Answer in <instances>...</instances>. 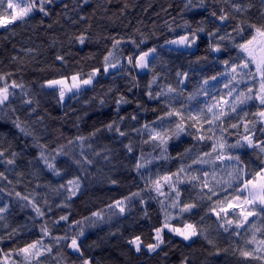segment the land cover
I'll use <instances>...</instances> for the list:
<instances>
[{
  "label": "snow or ice",
  "instance_id": "6c2138e0",
  "mask_svg": "<svg viewBox=\"0 0 264 264\" xmlns=\"http://www.w3.org/2000/svg\"><path fill=\"white\" fill-rule=\"evenodd\" d=\"M257 2L259 11L254 18ZM211 3L218 8L209 9L208 0H184L182 13L203 9L208 15L196 20L195 26L188 20L176 27L174 19L173 24L166 21L168 31L175 35L159 48L147 46L149 38L142 33L138 40L109 34L103 39L110 41V47L87 70L83 64L96 60V53L75 61L69 69L71 52H56L53 63L46 65L53 74L43 79L39 88L53 94L59 104L95 91L102 78L111 80L106 89L101 85V95L91 99H98L99 108H103L107 98L113 97V115L99 126L93 125L86 135L79 131V116L74 135L60 129H55L52 138L37 135L32 125L43 124L45 119L37 114L39 100L15 78V72H0V120L7 116L12 128L31 139L30 145L27 140L24 143L35 150L34 155L24 148L18 150L12 140L0 134V264H98L88 251L96 242L85 244L90 230L113 218L127 219L134 212H139L133 221L137 228L146 226L147 231L133 230L121 236L129 252L137 256L163 253L166 258L169 253L164 249L176 240L191 247L202 239L212 249L208 256L223 252L236 257L237 264H264V0ZM89 4L90 0H72L71 7L65 0L59 4L57 0H0V30L16 35V28L29 25L37 15L43 25V18L55 10L53 6L62 7L64 18L76 25L95 15V11L80 14ZM127 7L125 0L121 15ZM91 28L88 24L68 33L69 47L79 45L82 49L93 42ZM202 34L207 36L205 54L190 60L187 69L170 67L162 57L159 49L164 46L181 55L187 50L199 51ZM58 43L54 39L49 47L56 48ZM20 51L24 56L11 59L21 64L25 57L35 59L38 54L32 47ZM205 64L211 74L203 71ZM194 74L199 79L189 91ZM145 76L147 83L142 85ZM117 79L125 81L124 91L116 88ZM141 88L143 99L129 95ZM17 99L30 117L36 116L31 124L15 115ZM133 104L131 112L121 114L124 106ZM149 112L152 119L141 116ZM104 133L109 134V143L97 147L94 142ZM115 144L122 146L121 152ZM174 144L187 146L173 155ZM145 146L152 150L145 152ZM121 154L128 161L123 169L135 174L132 188L111 196L103 207H86V215L74 217L70 210L90 189L119 192L127 177L113 160ZM21 165L38 181L27 194L16 190L26 175L18 171ZM42 176L48 177L44 183L39 182ZM41 189L47 192L41 195ZM48 193L54 198L49 199ZM13 202L30 210L31 224L13 227L8 222ZM152 202L158 206L155 222L149 212ZM57 210L62 214L57 215ZM206 221L215 225L216 237L205 226ZM220 236L229 241V247H219ZM178 264L192 262L182 255Z\"/></svg>",
  "mask_w": 264,
  "mask_h": 264
},
{
  "label": "trees",
  "instance_id": "16d2710c",
  "mask_svg": "<svg viewBox=\"0 0 264 264\" xmlns=\"http://www.w3.org/2000/svg\"><path fill=\"white\" fill-rule=\"evenodd\" d=\"M65 2L68 3L70 7L72 6V0H65ZM59 3L60 0H57V4ZM98 3L100 7H97ZM124 3L125 0H112L110 4L107 3L106 0H104L103 3H101V0H90L89 6L85 7L84 11L80 14L92 15L93 11H95V15L92 16L91 20L83 21L76 25H72L69 20L64 18V10L62 7L53 6L55 10L50 17L43 18L45 21L43 25L40 24L41 16L37 15L36 19L29 25L16 28V35L0 30V72H15V78L18 81H23L26 87L31 89L36 99L39 100L37 114L44 116L45 119L43 124L37 123L32 125L37 135H41L45 138H52L56 135L55 129H60L66 135L69 133L74 135L77 132V128L74 127V124L77 122L78 116L81 117L79 121V131L86 135L92 130L93 125L99 126L102 120L113 115L114 104L111 102L113 97L110 96L107 98L109 102L107 106L103 108H99L98 99H91L93 96L102 94L103 89H106L109 83H111L110 78L101 79L103 89L101 85H97L95 91L90 90L78 98L68 99L63 105L57 102V98H55L53 94L40 90L39 83L53 74V71L47 69L46 65L53 63L57 51L71 52V55L68 57L69 69L75 66V61L81 60L82 57L89 53H96V60H89L83 64L85 70H87L88 66L98 63L101 54L106 51L107 47H110V41L103 39V37L109 34L132 36L138 40L142 33L149 38L147 46H157L159 48L160 45L164 44L165 39H171L175 35L168 31L165 24L166 21L173 24L174 19L175 22L173 27L182 24L184 20H188L195 26L196 20H200L208 15L203 9L182 13L181 9L183 8L184 0H127L128 7L124 10L123 15H121L120 9L124 7ZM208 7L211 10L218 8L217 5L211 3V0H208ZM105 8L107 9L106 12L104 11ZM258 11L259 4L257 2L256 8L252 10L254 18ZM57 13H61V15L58 16ZM69 15H71L73 19H78V15H74L71 12H69ZM108 17H112V19L109 20ZM54 21H58V23H53ZM234 23L235 21H230V24ZM48 24H52V28H48ZM88 24L92 25L91 35L93 37V42L82 49L79 45L69 47L66 42L68 33L79 31ZM209 28H211V25H209ZM136 29H139V32H136ZM176 31L180 32L181 30L177 28ZM98 37L100 39L97 43L96 40ZM54 39L60 43L57 44L56 48H51L49 45ZM61 44L63 45L62 47L60 46ZM206 44L207 36L206 34H202V39L199 42V51L195 49L194 51H186L184 55H181L178 52L169 51L167 46L159 50L162 57L168 61L170 67H183L187 69L190 60H195L196 56L205 54L204 49ZM22 47L38 49V54L35 59L25 57L22 64L18 61H13L11 59L13 55L24 56V53L20 51ZM193 52L195 55L191 54ZM41 69L45 70L41 71ZM202 69L208 72V74H211V69L207 64L202 65ZM147 79V76L143 77L141 84H146ZM198 79L199 75L194 74L192 83L189 84V91L192 88V84ZM115 86L119 90L124 91L126 83L124 80L117 79L115 81ZM142 92L143 88L136 89L129 95L143 99ZM14 106L17 109L15 115H19L22 120L28 121L29 124H31L32 120H35L36 116L33 115L30 117L26 110V106L21 105L19 99L14 102ZM134 107V104L124 106V110L121 114L131 112ZM141 116L147 119L153 118L151 112L141 113ZM0 134H4L9 140H12L13 146L17 147L18 150L19 148H24L26 153L35 154V150L27 146L31 144V139L21 136L20 133L12 128L7 116H5L3 120H0ZM108 137L109 134L104 133L94 143L97 147H102L109 143ZM234 138L235 137H232L231 139ZM136 139L138 154L140 145L138 138ZM185 139L187 140V138ZM25 140H27V145L24 143ZM113 146L116 148L117 152H121L122 146L119 144ZM185 146L187 145L174 144L171 149L173 155H175L176 151L182 150ZM151 150L149 146L144 147L145 152H150ZM113 163L116 164L118 168L123 169V165L127 164L128 161L124 159L121 154L115 156ZM18 171H24L26 175L21 183L16 185V190L27 194L35 187L38 181L30 175H27L29 170L23 165H21ZM105 172H107V168H105ZM122 175L127 177V179L119 192H93L90 189L80 200L76 201L75 205L70 210L74 217L79 218L81 215H86V207L92 209L103 207L104 203H106L111 196L119 195L120 192H127L132 188L131 179L135 174L129 173L126 169H123ZM10 178L15 179V177ZM47 179L48 177L42 176L39 182L44 183ZM39 191L41 195H43L47 192V189H41ZM48 196L49 199L54 198L52 193H48ZM149 212L152 214L153 222H155L158 215V206L154 202L150 204ZM30 214L29 209L22 210L19 205L13 202L11 213L8 216V222L13 227L17 224H31V221L28 220ZM56 214L60 215L62 213L57 210ZM138 216L139 212H134L127 219L113 218L110 223L103 224L96 229L90 230L85 244L90 245L94 241L96 242L97 246L89 248L88 251L95 257L98 264H178L182 255H188L192 264H237L236 257L223 252L219 256H208L207 252L212 251V249L202 239H198L191 247H186L183 243L176 240L174 245L164 249L165 252L169 253L166 258L163 253L160 255L145 254L142 256L130 253L121 234L126 237L133 230L147 231L146 226L142 229H138L137 224L133 222ZM142 223L146 225L147 222ZM205 226L210 229L212 237H216L215 225L210 221H206ZM117 229H119V232L116 236L108 235L109 232H116ZM9 243L10 242L5 241L6 245ZM218 245L222 249L227 248L229 247V241L224 236H220L218 238Z\"/></svg>",
  "mask_w": 264,
  "mask_h": 264
},
{
  "label": "rangeland",
  "instance_id": "374dc122",
  "mask_svg": "<svg viewBox=\"0 0 264 264\" xmlns=\"http://www.w3.org/2000/svg\"><path fill=\"white\" fill-rule=\"evenodd\" d=\"M167 47H168V46H167ZM168 48H169V47H168ZM194 50H195V49H192V50H187V52H188V51H194Z\"/></svg>",
  "mask_w": 264,
  "mask_h": 264
}]
</instances>
